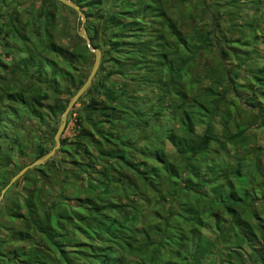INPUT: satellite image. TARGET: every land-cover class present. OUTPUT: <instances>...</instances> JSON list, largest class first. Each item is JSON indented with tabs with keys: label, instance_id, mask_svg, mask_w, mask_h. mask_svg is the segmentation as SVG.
<instances>
[{
	"label": "trees",
	"instance_id": "trees-1",
	"mask_svg": "<svg viewBox=\"0 0 264 264\" xmlns=\"http://www.w3.org/2000/svg\"><path fill=\"white\" fill-rule=\"evenodd\" d=\"M70 1L100 66L0 202V264H264V0ZM66 13L0 0V193L89 74Z\"/></svg>",
	"mask_w": 264,
	"mask_h": 264
},
{
	"label": "water",
	"instance_id": "water-1",
	"mask_svg": "<svg viewBox=\"0 0 264 264\" xmlns=\"http://www.w3.org/2000/svg\"><path fill=\"white\" fill-rule=\"evenodd\" d=\"M56 1H58L59 3H61L62 5L70 8V9H72L73 11H75L77 13V16H78V19L80 20L81 25L76 30V34L80 39H82L85 42L87 49L91 53L94 54V62H93V65L91 67V70H90L85 82L77 90V92L70 98L66 108L64 109V111L61 115V120H60L59 126H58L57 131H56L54 138H53L54 143H55L54 147L47 154L42 156L41 158H39V159L35 160L34 162L23 167L15 176H13L11 178L9 183L2 189V191L0 193V202L3 198V196L5 195V193L7 192V190L10 187H12L26 172H28L29 170H31L37 166L44 164L46 161H48L50 158H52L55 155V152L60 147V137L66 129V121H67V116H68L69 112L73 109V107L76 105L77 101L81 98V96L88 90V88L90 87V85H91V83H92V81L96 75V72L100 66L101 52L99 49L93 47L91 44L90 38H89L87 31L84 27V24L86 22V18L82 14L80 8L70 0H56Z\"/></svg>",
	"mask_w": 264,
	"mask_h": 264
},
{
	"label": "rangeland",
	"instance_id": "rangeland-1",
	"mask_svg": "<svg viewBox=\"0 0 264 264\" xmlns=\"http://www.w3.org/2000/svg\"><path fill=\"white\" fill-rule=\"evenodd\" d=\"M64 16L66 18V22L68 23L67 31H68L69 34H73V32H76V30L81 25L80 20L78 19L77 13L75 15L72 14V13H66V14H64ZM72 27H73V29H72ZM62 41H63V43H66L67 39L63 38ZM93 62H94V54L90 52V55L88 56L87 62H86V64H84V67L88 68L89 72L91 70ZM206 84H207V79H206V77H204V75H202V76L199 75V78H196L195 81L193 82V85H197V88H199V89H202L203 87H205ZM79 107H80V105L76 104L74 106V109H78ZM238 113L240 115H243V110H238ZM60 120H61V117H60ZM73 126H74V122L71 120L70 123L68 124V126L66 127L65 131L63 132L64 135L62 137H71L73 135ZM255 132H256L257 137L260 138V140H257V142L255 144H253V148L263 147L264 146V141H263L262 135L260 133V130H256ZM30 136L31 135L29 134L28 137H30ZM257 150L258 149H256V153H257ZM261 151H259V158L263 160L264 159V152H261ZM26 157L27 158H26L25 162L30 164L29 162L33 158V156L30 154V150H27ZM261 170L264 172V164L261 165ZM7 193L9 194V196L7 198H11L13 196H19L21 194V183L19 185L15 186V187H13V186L10 187L7 190V192L5 193V195ZM4 196H3L2 200L4 199ZM70 201H71L72 204H74V202L72 200H70ZM258 209L261 210V212H262L261 216H262V219H263V222H264V210H262L260 207H258Z\"/></svg>",
	"mask_w": 264,
	"mask_h": 264
}]
</instances>
